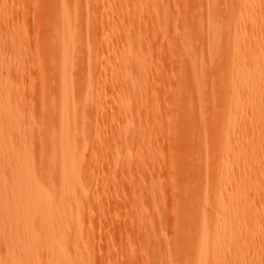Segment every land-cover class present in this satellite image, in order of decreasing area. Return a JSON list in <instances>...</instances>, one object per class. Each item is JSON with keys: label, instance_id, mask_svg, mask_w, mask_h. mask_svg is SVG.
Masks as SVG:
<instances>
[{"label": "rangeland", "instance_id": "rangeland-1", "mask_svg": "<svg viewBox=\"0 0 264 264\" xmlns=\"http://www.w3.org/2000/svg\"><path fill=\"white\" fill-rule=\"evenodd\" d=\"M55 2L56 0L0 1V9L3 8L1 6L6 5L5 15L0 21V58L13 60L11 66H7L8 63L2 65L0 83L9 82L13 89V102L19 107L24 105L18 108L20 110L17 115L21 123H23L21 118L24 119L25 124L24 126L21 124L23 126L21 130H26V133L24 138H20L24 139L23 141H19L18 138L17 144L26 149L25 152L34 163L32 171L36 175L40 174L42 158L52 150L47 127L57 124L54 110L58 99L55 89L58 79V56L54 44L55 33L50 25L55 14ZM150 3L153 4V0L137 4H134L133 0H120L115 7L106 0H96L95 7H86L78 12L75 6L69 7L71 22L75 26H81L87 13L99 17L100 12H104L114 19L117 18L120 26L105 29L102 42L95 27L91 29L93 33L90 31L88 34L92 35L89 42L91 57L104 47L107 62L113 59L115 52L122 50V56L128 57L131 64L137 56L141 63L148 60L144 64H150V67H146L147 73L143 85L145 84L149 95L157 89V104L152 105L150 102L148 107L140 110L141 115L148 113L147 116L140 117L137 114L128 116L134 121V126L142 124L145 118L148 124L157 125L156 128L154 127L155 130L151 129L149 137L146 138L148 139L145 141L146 146L139 148L138 157L128 161L129 165L138 161L139 164H134L133 171L124 169L127 171L125 172L118 167L106 165V168H101L97 174L98 168L91 159L84 168H81L82 173L88 178L99 179L93 191L96 189L98 193L106 195L101 205L91 203L94 199L85 202L86 205L82 208L85 217L81 218L79 223H73L65 228L64 233L70 238L73 236V227L76 224L82 226L85 232L84 242H89L87 252L81 253L82 244H79L78 249L75 250L71 246L64 251L60 250L53 257H46L41 253L36 264L54 263L63 253L79 264H194L195 256L202 245V235L203 239L207 240L206 244L209 242L208 231L204 229L201 233L202 222L209 224L212 212L219 205V197L211 193V181L229 170V165L224 164V159L230 154L228 148L224 146L228 133L221 122L230 114L229 107L234 94L231 75L235 67L232 61L226 62L224 56L231 50V36L233 37L236 30L237 19L236 22L234 20V27L229 34L230 41L225 42L226 40H222L220 36L217 37L219 49L215 51L213 63L204 54L199 56L193 54L195 49L203 47L207 36L204 35V28L200 29L198 25L195 27L188 0H158L154 9L151 8ZM204 5L202 1L200 6L204 7ZM138 8L145 9L141 14L142 18L138 20L137 17L134 20L135 10ZM246 14L242 13L239 18L246 20L248 18ZM165 16L168 17L166 32L162 28ZM120 19H123V22L125 19V24H122ZM200 22H209V26L216 31V34L221 25L218 14L211 15L208 20L201 19ZM185 30L189 37L185 43H182L180 36ZM242 30L255 33L251 22L242 25ZM255 34L264 37V29H258ZM11 35L20 36L17 39L22 38L21 42L16 39L17 44H14L15 42L12 44L9 41ZM196 40L199 44L194 46ZM19 49L20 52L17 51ZM77 57L74 55L73 58L76 72L72 74L70 84V95L74 103L77 101L78 92L88 81L84 74L85 67L82 68ZM183 57L187 61L189 58L193 62H202L208 74L215 79L214 84L201 87L204 93L197 105H190L185 99L194 81L189 73H181L178 69L181 66L178 60H182ZM93 59L91 64L95 60L100 64L102 62L101 58ZM130 63L126 66L124 63V68L122 66L125 73L131 67ZM110 73L109 71L105 73L107 77L104 75V80L102 77L100 91L102 96L99 97L98 102H101L98 104L103 110H98L94 114L104 132L100 134V140L95 143L94 140L89 141L90 152L99 149V154L107 153L108 150L112 152L118 146V141L110 134L116 133L118 131L116 129L120 127V120L116 118V101L113 99L114 96L116 99V94H113V91L115 93V90H120L118 92L133 98L127 90L126 83L115 82L111 78L112 75L109 76ZM111 83H114L113 85L116 83V87L121 86L118 89L114 87V90ZM21 109H23V117ZM258 111V114H253L254 117L251 115L248 123L245 117L236 121L238 125L236 135L241 139L238 146L243 144L249 146L247 161L254 193L250 197L247 210L249 212L251 207L254 208L252 224L255 223V228L260 229L261 232L260 237L246 235L244 232L247 231L245 227L248 221L235 225L234 231H240L234 237L236 244L242 247L247 243L248 250L253 248L250 260L244 264H264V255L260 256L256 248L259 242H264V225L262 222L259 224L257 215L258 211L259 214H264V191L261 193V187L264 185V107ZM200 115L204 118L199 117ZM85 117L86 114L83 113L82 121ZM201 133L202 139L199 137ZM20 142H23L22 145ZM103 145L108 146L109 149L105 148L107 150L104 151ZM135 165H138L139 169H135ZM102 173L104 175L100 177ZM242 175L241 171H235V177L238 179ZM226 227L227 224L222 226L220 238L224 237ZM46 240L43 239L42 244ZM253 241L254 245L251 247L250 242ZM208 250L209 248L204 249V251ZM4 251L0 252V260L6 257ZM254 256L252 262L251 258ZM217 261H220L219 257Z\"/></svg>", "mask_w": 264, "mask_h": 264}, {"label": "bare ground", "instance_id": "bare-ground-1", "mask_svg": "<svg viewBox=\"0 0 264 264\" xmlns=\"http://www.w3.org/2000/svg\"><path fill=\"white\" fill-rule=\"evenodd\" d=\"M106 1L115 7L120 2V0ZM202 1L205 3L204 7L200 6ZM146 2L147 0H133L134 4ZM188 2L193 12L192 16L194 25H196L195 27L198 25L200 29L204 28V35L207 36V41L203 47L195 49L193 54L196 56L204 54L213 63L215 51L219 49L217 37L220 36L222 40H226L225 42L230 41L229 34L234 27V20L236 22L237 19L236 30L234 31L233 37L231 36V50L224 56V60L226 62L232 61L235 67L231 75V85L234 94L231 97L230 114L227 119L221 122L228 133L224 146L228 148V153L230 154L224 159V164L229 165V170L219 178H214L211 181V193L219 197V205L212 212L210 223L204 224L202 222L201 233L204 229L208 231L209 242L206 244L207 240L203 239L202 235V245L193 263L244 264L250 260L251 250L253 248L248 250L247 243H244L245 245L242 247L236 244L234 237L240 231H234L235 225H240L241 222L248 221L247 227H245L247 231L244 232L246 235L260 237L261 232H259L260 229L255 228V223L252 224L254 208L251 207L249 212L247 210L250 197L254 193L252 191L253 187L251 185L250 169L247 161L249 146L248 144L238 146L241 139L236 135L238 132L236 121L245 117L248 123L251 115L254 117L253 114H258V110L264 107V37H258L255 34L258 29H264V0H188ZM157 3L158 0H153V4L150 3L151 8L154 9ZM95 4L96 0H56L54 4L55 14L52 16L53 19L50 25L53 27L52 31L55 33L54 44L58 56V79L55 83L58 99L56 109L54 110L57 116V124L53 127H47L52 150L45 158H42L39 175H36L32 171L34 163L27 155V152H25L26 149L24 147L22 148L20 144H17L19 141L24 140L20 138H24V134L26 133V130H21L25 124L24 119L21 118L23 120V123H21L22 121L18 117V111L20 110L18 108L24 105H20L19 107V105L16 106L13 102V89L9 82L5 84L0 83L2 84L0 86V252L5 250L4 252L6 254V257L0 260V264H36L41 253L46 257H53L60 250L63 249L62 251H64L71 246L76 250L79 244H82L81 253L87 252L89 242H84L85 232L82 226L76 224L73 227V236L70 238L66 237L64 233L65 228L73 223H79L81 218L85 217L86 214L82 209L86 205L85 202L94 199L91 203L94 202L101 205L106 195L104 196L103 193H98L95 191L96 189L93 191L99 179L93 180L92 178H88L82 173L81 168H84L91 159V162L95 163V166L98 168L96 170L97 174L101 168H106V165L131 171L134 168V164L138 161L136 160L137 162L133 165H129L128 161L138 157L139 148L146 146L145 141L148 140L146 138L149 137L148 135L151 133V129L155 130L154 127L157 125L154 123L148 124L145 118L142 124L134 126V121L128 116L129 114H137V116L142 117L145 115V113H142L143 115L140 114V110L143 107H148L147 105L150 102L152 105L157 104V89L152 95H149L146 86H144L145 84L143 85V79L147 73L146 67H150V64H144L148 60L141 63L138 58L139 56H137L136 60L131 64V60L128 57L122 56V50L115 52L113 59L111 58L107 62L104 47L100 48L94 57H91L89 42L91 41L90 37L92 35L89 36V32L95 27L98 36L100 35L99 39L102 42L104 39L103 31L105 29L115 28L117 25L120 26L117 23V18L114 19L111 15H106L104 12H100L99 17L87 13L81 26L72 24L69 7L75 6L78 12V10L80 11L86 7L93 8ZM1 7H3V10L0 9V21L5 15L6 5ZM144 9L139 10L138 8L135 10L136 15L135 17L133 16L135 18L134 20L137 17L138 20L142 18L141 14ZM242 13H247L248 18L246 20L239 18ZM213 14H218L221 22L217 34L209 26V22H200L204 18L208 20ZM8 18L7 15V20ZM121 21L122 24H125V19L124 22L123 19ZM247 22H251L252 30L255 33H248L242 30V25ZM167 26L168 17L165 16L164 23H162V28L165 32ZM91 33L93 32L91 31ZM15 36L18 35H11L9 38L12 44L14 42V44H17L16 39L20 38V36ZM188 37V32L185 30V32L181 33L180 41L185 43ZM21 39H17V41L19 40L21 42ZM198 44L199 41L196 40L193 45L197 46ZM17 51L20 52V49ZM74 55L79 57V59H77L78 57L76 59L79 60L82 68L85 67L84 74L88 78V81L85 84L83 83L84 85L80 92H78L79 95L76 98V103L73 102L74 100L70 95L72 74L76 72L73 66ZM93 58H101V64L98 61L96 62V60L91 64L94 60ZM178 61L181 64L180 68H178L179 71L181 73H189L188 75L194 81L190 85L189 93L187 96L185 95V99L190 105H197L201 101L202 94L204 93L201 87H207L210 83L214 84V76L208 74L202 62H193L189 58L187 61L185 57ZM12 62V59L4 60L3 57L0 58V69H2V65H6L7 63V66H11ZM124 63V66L129 63L131 64V67L126 73L125 69L123 70ZM108 71L109 73L111 71L109 76L112 75L111 78L115 82L122 84L124 81L126 83L127 90L133 98L118 92L120 90H115L116 83L115 85L111 83L115 90L113 94H116V99L113 95L117 110H115L117 114L115 112L114 115L116 114V118H119L120 127L117 126L119 129H116L118 130L116 133L112 132L110 134L113 135L114 140L118 141V146L112 152L108 150L109 153L101 152L99 154V149L90 152L89 141L94 140V143L98 141L103 131L101 130L102 126L99 125L100 123H97L94 114L98 110H103L101 105L98 104L101 102H98V99L102 96H100L103 83L102 77L104 75L107 77L105 73ZM17 77L19 76L17 75ZM118 87L116 88L118 89ZM198 109L200 110L201 108ZM249 112L250 115H248ZM83 113L86 114V117L82 121L81 115ZM147 115L148 113L145 116ZM199 117L204 118L201 115ZM212 117L214 119V116ZM200 122H202V119H200ZM119 123L117 121V124ZM201 136L202 133L199 137ZM18 138L19 141L17 142ZM103 147L104 151L107 150L105 148H108L106 145H103ZM236 159L238 161H234ZM135 166L136 169L138 165ZM235 171H241L243 175L238 179L235 177ZM103 175L104 173L100 174V177ZM261 189V193H263L264 185ZM257 215L259 216V224L262 222L264 225V214H259L258 211ZM224 224H227V227L224 237L220 238V231ZM45 238L47 240L42 244L41 241ZM252 245H254V241L250 242L251 247ZM205 248H209V250L204 251ZM256 248L260 256L264 255V242H259ZM218 257L220 261L216 262ZM254 259L255 256L251 258V261L253 262ZM49 264L79 263L71 260V257L63 253L54 263Z\"/></svg>", "mask_w": 264, "mask_h": 264}]
</instances>
